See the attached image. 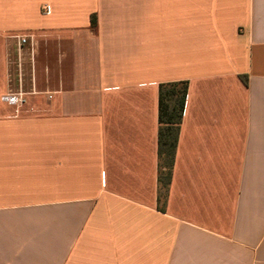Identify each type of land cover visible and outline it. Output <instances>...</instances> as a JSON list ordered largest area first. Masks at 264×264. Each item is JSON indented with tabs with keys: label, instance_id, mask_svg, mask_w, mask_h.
I'll list each match as a JSON object with an SVG mask.
<instances>
[{
	"label": "crops",
	"instance_id": "1",
	"mask_svg": "<svg viewBox=\"0 0 264 264\" xmlns=\"http://www.w3.org/2000/svg\"><path fill=\"white\" fill-rule=\"evenodd\" d=\"M0 264H264V0H0Z\"/></svg>",
	"mask_w": 264,
	"mask_h": 264
},
{
	"label": "trees",
	"instance_id": "2",
	"mask_svg": "<svg viewBox=\"0 0 264 264\" xmlns=\"http://www.w3.org/2000/svg\"><path fill=\"white\" fill-rule=\"evenodd\" d=\"M95 27L94 18L91 19ZM187 83L162 84L158 88V202L164 205L171 178L178 133L187 95Z\"/></svg>",
	"mask_w": 264,
	"mask_h": 264
},
{
	"label": "built area",
	"instance_id": "3",
	"mask_svg": "<svg viewBox=\"0 0 264 264\" xmlns=\"http://www.w3.org/2000/svg\"><path fill=\"white\" fill-rule=\"evenodd\" d=\"M26 42V40L25 39H20L19 40V44L21 45V44H24ZM8 101L10 102V103H17V102H19L20 101V99H19V96H17V95H10L9 97H8Z\"/></svg>",
	"mask_w": 264,
	"mask_h": 264
}]
</instances>
